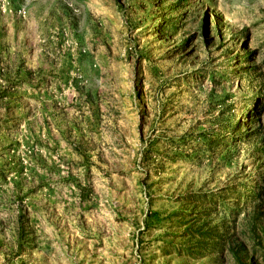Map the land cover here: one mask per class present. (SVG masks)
I'll list each match as a JSON object with an SVG mask.
<instances>
[{
  "label": "rangeland",
  "instance_id": "obj_1",
  "mask_svg": "<svg viewBox=\"0 0 264 264\" xmlns=\"http://www.w3.org/2000/svg\"><path fill=\"white\" fill-rule=\"evenodd\" d=\"M0 264H264V0H0Z\"/></svg>",
  "mask_w": 264,
  "mask_h": 264
}]
</instances>
